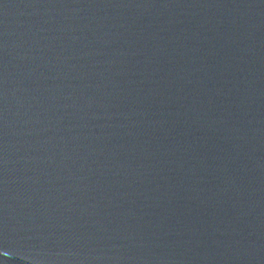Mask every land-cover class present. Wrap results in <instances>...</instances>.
I'll return each mask as SVG.
<instances>
[{"label":"water","instance_id":"water-1","mask_svg":"<svg viewBox=\"0 0 264 264\" xmlns=\"http://www.w3.org/2000/svg\"><path fill=\"white\" fill-rule=\"evenodd\" d=\"M0 264H264V0H0Z\"/></svg>","mask_w":264,"mask_h":264}]
</instances>
